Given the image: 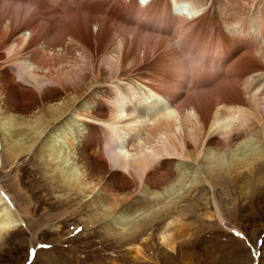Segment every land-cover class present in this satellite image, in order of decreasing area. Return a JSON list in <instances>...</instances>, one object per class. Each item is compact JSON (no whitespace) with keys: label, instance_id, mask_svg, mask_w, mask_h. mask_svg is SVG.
I'll return each mask as SVG.
<instances>
[{"label":"bare ground","instance_id":"1","mask_svg":"<svg viewBox=\"0 0 264 264\" xmlns=\"http://www.w3.org/2000/svg\"><path fill=\"white\" fill-rule=\"evenodd\" d=\"M33 150L55 204L85 201L135 260L149 225L168 252L191 236L199 191L226 227L219 197L264 183V0H0V248L38 210Z\"/></svg>","mask_w":264,"mask_h":264},{"label":"rangeland","instance_id":"2","mask_svg":"<svg viewBox=\"0 0 264 264\" xmlns=\"http://www.w3.org/2000/svg\"><path fill=\"white\" fill-rule=\"evenodd\" d=\"M37 152L31 151L15 165L26 195L32 197L34 205L38 204V210L28 214L26 228L24 224L20 225L23 234L10 235L6 238L10 242L1 246L0 254L8 255L4 258L8 260L4 262L6 264H32L34 261L36 264H264V216L258 209L264 207V196L260 194L264 192V183L262 188L250 190L234 203L227 200L226 195L219 197L226 227L200 215L206 196L205 191H199L192 199L201 204L199 209L191 213L188 206L185 211V217L193 227L191 236L182 239L174 251L168 252L157 241L158 223L149 225L146 234L151 236L143 237L147 238L149 261H138L130 257V246L123 244V240L117 243L115 239L120 238L108 236L105 219L99 218L92 227L84 224L89 215L88 210H84L85 201H75L68 206L55 204L60 197L55 191L59 190L50 188L44 181L45 167ZM9 177L11 175L1 178L6 188L12 182ZM38 185L42 187L34 194ZM30 225L36 226L35 232L27 230ZM235 227L244 233V237L234 233L232 229ZM22 236L24 241L19 252L2 253L9 246L12 248ZM164 254L171 257L169 263H159L160 259L164 260Z\"/></svg>","mask_w":264,"mask_h":264},{"label":"snow or ice","instance_id":"3","mask_svg":"<svg viewBox=\"0 0 264 264\" xmlns=\"http://www.w3.org/2000/svg\"><path fill=\"white\" fill-rule=\"evenodd\" d=\"M77 231H80L79 229H77ZM237 235H239V233H237Z\"/></svg>","mask_w":264,"mask_h":264}]
</instances>
